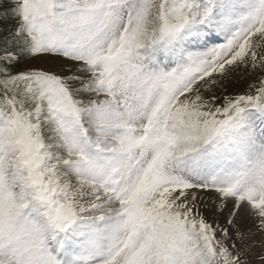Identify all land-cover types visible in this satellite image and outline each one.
I'll use <instances>...</instances> for the list:
<instances>
[{"label": "snow or ice", "instance_id": "1", "mask_svg": "<svg viewBox=\"0 0 264 264\" xmlns=\"http://www.w3.org/2000/svg\"><path fill=\"white\" fill-rule=\"evenodd\" d=\"M0 264H264V0H0Z\"/></svg>", "mask_w": 264, "mask_h": 264}]
</instances>
